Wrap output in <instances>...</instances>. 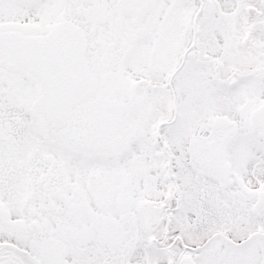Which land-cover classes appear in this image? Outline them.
<instances>
[{
    "label": "snow or ice",
    "instance_id": "1",
    "mask_svg": "<svg viewBox=\"0 0 264 264\" xmlns=\"http://www.w3.org/2000/svg\"><path fill=\"white\" fill-rule=\"evenodd\" d=\"M0 264H264V0H0Z\"/></svg>",
    "mask_w": 264,
    "mask_h": 264
}]
</instances>
